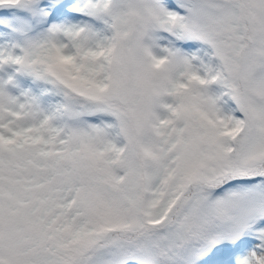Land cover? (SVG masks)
<instances>
[{
	"label": "snow or ice",
	"instance_id": "6c2138e0",
	"mask_svg": "<svg viewBox=\"0 0 264 264\" xmlns=\"http://www.w3.org/2000/svg\"><path fill=\"white\" fill-rule=\"evenodd\" d=\"M0 264H264V0H0Z\"/></svg>",
	"mask_w": 264,
	"mask_h": 264
}]
</instances>
